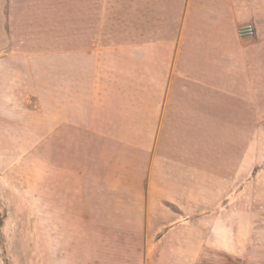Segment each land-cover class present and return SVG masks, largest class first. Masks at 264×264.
Masks as SVG:
<instances>
[{
  "label": "crops",
  "instance_id": "crops-1",
  "mask_svg": "<svg viewBox=\"0 0 264 264\" xmlns=\"http://www.w3.org/2000/svg\"><path fill=\"white\" fill-rule=\"evenodd\" d=\"M244 129H264V0H0V179L43 162L40 205H0L42 208L27 264H116L132 209L144 264L226 257Z\"/></svg>",
  "mask_w": 264,
  "mask_h": 264
},
{
  "label": "rangeland",
  "instance_id": "rangeland-1",
  "mask_svg": "<svg viewBox=\"0 0 264 264\" xmlns=\"http://www.w3.org/2000/svg\"><path fill=\"white\" fill-rule=\"evenodd\" d=\"M261 103L260 100V108ZM242 147L243 176L241 181L232 178L228 182L226 193L221 194L220 214H216L217 219L221 217V225L216 224V228L226 238L223 241L227 256L196 258V262L201 259L205 264H219V261L221 264H264V129L256 135L254 130L244 129ZM42 163L40 159L17 168L13 184L7 181L10 178L0 179V205L10 202L18 206L20 202L26 206L40 205ZM18 206L0 208V252L6 264H10V253L16 264H27V255L33 260L41 258L42 208ZM127 217V211L116 210V264H144L142 255L147 248H153L154 242L142 239L144 226L138 223L140 210L132 209L131 223L123 224ZM170 259L167 258L169 264Z\"/></svg>",
  "mask_w": 264,
  "mask_h": 264
},
{
  "label": "built area",
  "instance_id": "built-area-1",
  "mask_svg": "<svg viewBox=\"0 0 264 264\" xmlns=\"http://www.w3.org/2000/svg\"><path fill=\"white\" fill-rule=\"evenodd\" d=\"M239 34L242 36L251 37L255 34V27L252 22H246L239 28Z\"/></svg>",
  "mask_w": 264,
  "mask_h": 264
}]
</instances>
